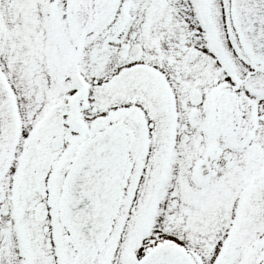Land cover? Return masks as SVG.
<instances>
[{
    "label": "snow or ice",
    "instance_id": "snow-or-ice-1",
    "mask_svg": "<svg viewBox=\"0 0 264 264\" xmlns=\"http://www.w3.org/2000/svg\"><path fill=\"white\" fill-rule=\"evenodd\" d=\"M0 264H264V0H0Z\"/></svg>",
    "mask_w": 264,
    "mask_h": 264
}]
</instances>
